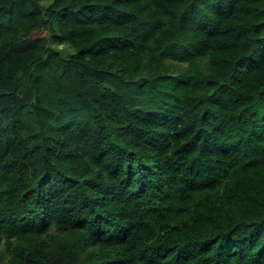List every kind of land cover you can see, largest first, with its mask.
Wrapping results in <instances>:
<instances>
[{"label":"trees","instance_id":"16d2710c","mask_svg":"<svg viewBox=\"0 0 264 264\" xmlns=\"http://www.w3.org/2000/svg\"><path fill=\"white\" fill-rule=\"evenodd\" d=\"M0 264H264V0H0Z\"/></svg>","mask_w":264,"mask_h":264},{"label":"rangeland","instance_id":"374dc122","mask_svg":"<svg viewBox=\"0 0 264 264\" xmlns=\"http://www.w3.org/2000/svg\"><path fill=\"white\" fill-rule=\"evenodd\" d=\"M47 2H48V0H47ZM52 39H53L52 36H49V44L51 46L56 47L57 49H63V47L64 48L66 47V46H63V45L54 44ZM64 53H65L66 57H69V56L74 54V52L72 50H69V49L67 51H64Z\"/></svg>","mask_w":264,"mask_h":264}]
</instances>
